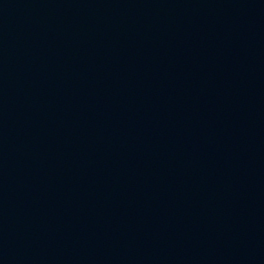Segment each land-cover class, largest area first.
<instances>
[{
	"label": "water",
	"instance_id": "95a60500",
	"mask_svg": "<svg viewBox=\"0 0 264 264\" xmlns=\"http://www.w3.org/2000/svg\"><path fill=\"white\" fill-rule=\"evenodd\" d=\"M0 264H264V0H0Z\"/></svg>",
	"mask_w": 264,
	"mask_h": 264
}]
</instances>
